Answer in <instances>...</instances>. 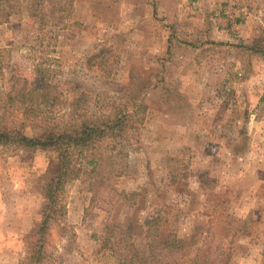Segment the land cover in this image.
I'll use <instances>...</instances> for the list:
<instances>
[{
	"label": "rangeland",
	"instance_id": "obj_1",
	"mask_svg": "<svg viewBox=\"0 0 264 264\" xmlns=\"http://www.w3.org/2000/svg\"><path fill=\"white\" fill-rule=\"evenodd\" d=\"M40 2L35 13L33 0H0L1 121L22 119L8 94L37 73L60 86L65 119L74 98L109 108L140 87L147 105L127 135L128 166L101 197L80 180L66 186L53 264H120L100 249L106 225L139 241L153 217L161 238L190 242L158 248L155 264H189L198 248L214 264H264V0ZM50 158L0 145V264L25 256ZM111 189L138 196L112 205Z\"/></svg>",
	"mask_w": 264,
	"mask_h": 264
},
{
	"label": "trees",
	"instance_id": "obj_2",
	"mask_svg": "<svg viewBox=\"0 0 264 264\" xmlns=\"http://www.w3.org/2000/svg\"><path fill=\"white\" fill-rule=\"evenodd\" d=\"M40 1L33 0L31 4L35 13L42 8ZM56 9L55 6L51 8L52 12ZM139 89L126 104H115L109 108L96 103H81L74 98L70 103L72 113L69 119H65V113L59 115L60 107H64L60 86L41 73H37L31 85L25 84L10 91L8 100L16 103L13 109L21 112L22 119L4 123L0 117V145L51 153L49 166L43 174L45 203L42 218L23 237L26 248L20 264H53L50 236L53 227L66 216L63 192L68 184L80 180L96 202L105 184L123 174L130 157L127 135L131 129H139L141 111L147 109L139 96ZM7 108L5 106V110ZM28 126L39 128L42 136L28 135L25 132ZM111 194L104 201L112 202V205L138 196L135 191L114 189H111ZM145 224L148 231L137 241L132 229L109 222L100 249L110 257L118 258L120 264H152V260L155 264L158 248L182 251L190 245L178 236L161 238V222L157 217L147 219ZM200 255H205L203 248L197 249L189 264H214L208 256L201 260Z\"/></svg>",
	"mask_w": 264,
	"mask_h": 264
}]
</instances>
